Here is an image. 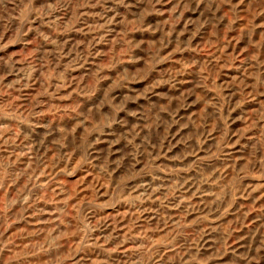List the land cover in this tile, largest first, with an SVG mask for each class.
Masks as SVG:
<instances>
[{"label": "rangeland", "instance_id": "374dc122", "mask_svg": "<svg viewBox=\"0 0 264 264\" xmlns=\"http://www.w3.org/2000/svg\"><path fill=\"white\" fill-rule=\"evenodd\" d=\"M0 264H264V0H0Z\"/></svg>", "mask_w": 264, "mask_h": 264}]
</instances>
